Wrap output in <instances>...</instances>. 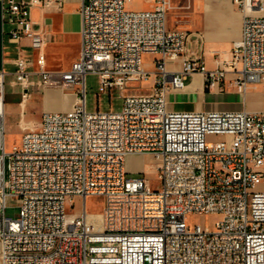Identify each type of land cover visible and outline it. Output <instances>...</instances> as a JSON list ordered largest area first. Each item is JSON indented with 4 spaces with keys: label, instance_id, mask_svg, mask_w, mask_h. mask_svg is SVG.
<instances>
[{
    "label": "built area",
    "instance_id": "built-area-1",
    "mask_svg": "<svg viewBox=\"0 0 264 264\" xmlns=\"http://www.w3.org/2000/svg\"><path fill=\"white\" fill-rule=\"evenodd\" d=\"M62 1L0 0L20 104L33 86L74 96L65 110H43L5 151L8 72L0 69V264H264V190L256 189L264 181V0H231L243 15L240 35L211 69L190 49L197 33L167 27L171 0L140 10H126L128 0H81L78 54L67 69H47L49 35L31 10ZM168 60L179 68L168 70ZM228 71L237 92L260 87V110L167 109L166 93L188 75L220 88ZM86 74L96 76V98L119 91L118 110H86ZM149 78L148 93L131 91ZM152 98L165 103L163 114H152ZM128 154L157 161L154 185L144 170L128 175ZM8 196L15 218L4 215ZM76 196L81 209L66 212ZM87 196L102 198L99 213H86ZM206 215L215 217L211 228L197 220Z\"/></svg>",
    "mask_w": 264,
    "mask_h": 264
},
{
    "label": "crops",
    "instance_id": "crops-1",
    "mask_svg": "<svg viewBox=\"0 0 264 264\" xmlns=\"http://www.w3.org/2000/svg\"><path fill=\"white\" fill-rule=\"evenodd\" d=\"M81 0H63L60 8L49 6L45 8L34 7L31 10V18L37 22L38 26L48 32V40L45 46L46 68L64 70L76 58L79 50V6ZM193 4V3H192ZM198 11L194 15V20L187 30L197 33L191 37L190 49L202 56L206 68L211 69L219 64H223V59L229 56L232 41L240 35L242 12L231 2V0H198ZM36 12L38 15L36 16ZM167 25V22H166ZM168 27V25H167ZM173 28V27H168ZM23 44L26 41L22 42ZM16 44L9 41L2 34L0 19V69H4L7 75H11L14 68L12 58L15 53ZM68 50L71 54L70 63L61 68L56 64H51L53 55H61L62 51ZM27 51L30 49L27 47ZM147 69L151 70V58L144 62ZM168 70L178 69L179 61H166ZM233 74L226 72L224 82L221 87L205 88L203 76L200 73L188 75L184 80L181 89H172L166 93V107L168 110H246L255 112L260 110L262 95L259 86L249 88L245 93H239L230 84ZM11 80V79H10ZM198 85H195L197 84ZM147 85L141 87L137 92L148 93L152 84V78L146 80ZM14 93L17 95L16 108L20 118L17 123L20 125L24 104H20L19 89L16 86ZM193 88L199 94H193ZM187 88V89H186ZM31 96L36 93V87L30 89ZM45 92V91H44ZM43 105L44 93L41 91ZM30 96V97H31ZM36 107V103H35ZM63 110V109H62ZM43 111V110H42ZM41 111V112H42ZM3 113H5L3 98ZM128 167V161L125 163ZM128 169V168H127Z\"/></svg>",
    "mask_w": 264,
    "mask_h": 264
},
{
    "label": "rangeland",
    "instance_id": "rangeland-1",
    "mask_svg": "<svg viewBox=\"0 0 264 264\" xmlns=\"http://www.w3.org/2000/svg\"><path fill=\"white\" fill-rule=\"evenodd\" d=\"M191 6L186 7L185 0H171L170 5L166 13V22L168 27L187 29L194 20V15L198 11V0H192ZM151 6L149 0H128L125 3L126 10H140L147 9ZM38 12H36V16ZM51 57V64L56 62L61 68L66 67L71 61V54L68 50L62 51L61 55H53ZM152 56L145 54L143 56V62H148ZM12 75H6L4 79V142L5 151H9L12 144L18 142L21 132L27 128L35 127L37 121L40 118L42 110H65L70 107L74 96L69 93H64L66 90L61 91L59 88H48L44 92L43 105L41 106V89L36 87V93H33L31 97L27 99L25 106V112L23 113L22 121L20 125L17 123V119L20 116L17 113L16 102L17 95L14 93L16 90L10 84ZM86 94H85V108L87 111L93 110L96 105L100 110H118L121 106V97L118 90L111 91L110 95L100 94L96 98L97 81L94 74L85 75ZM147 85L146 81L140 84H134L135 88L131 91H137L141 87ZM36 103V107H35ZM207 139H216V136H207ZM128 161V175H139L140 170H144V176L147 177L152 185H154L157 173L153 169V165L157 161L151 157L150 154H129L126 156ZM258 190H264V181L256 186ZM73 206H70L71 202L65 203L66 212L79 211L81 209V198L76 196L73 198ZM4 215L10 218H15L18 215V206L14 199L6 197L5 200ZM103 204V200L97 196H87L85 200L86 213L96 214L99 213ZM215 219L213 215H206L200 217L197 220L204 223L211 228L212 221Z\"/></svg>",
    "mask_w": 264,
    "mask_h": 264
},
{
    "label": "bare ground",
    "instance_id": "bare-ground-1",
    "mask_svg": "<svg viewBox=\"0 0 264 264\" xmlns=\"http://www.w3.org/2000/svg\"><path fill=\"white\" fill-rule=\"evenodd\" d=\"M195 85H198V82ZM192 89H193V92L191 93L199 94V91H197L196 88L192 87ZM150 108L152 109V114H163L165 110V103H159V98H152L150 101Z\"/></svg>",
    "mask_w": 264,
    "mask_h": 264
}]
</instances>
